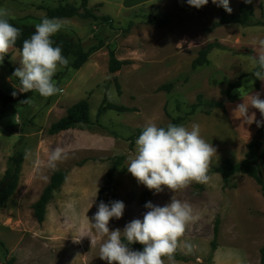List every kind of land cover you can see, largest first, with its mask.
<instances>
[{"label":"rangeland","instance_id":"obj_1","mask_svg":"<svg viewBox=\"0 0 264 264\" xmlns=\"http://www.w3.org/2000/svg\"><path fill=\"white\" fill-rule=\"evenodd\" d=\"M243 2L229 0L232 12L227 14L237 15ZM64 3L79 6L80 1L0 0V8L9 11V20L35 26L47 17L46 8ZM251 4L253 21L264 22V0H251ZM88 8L108 16L110 21L59 19L62 28L56 34L71 36L85 51L101 47L79 70L70 67L73 58H69L67 67L58 68L53 78L63 92L45 98L32 91L30 104L22 103L27 99L6 106L0 101V179L15 149L24 154L18 187L0 207V264L11 258L14 264H107L99 258L105 238L90 224L94 223L99 197L109 205L112 201L125 204L122 218L110 220V231H123L133 219L142 220L148 210L144 205L149 201L165 206L174 197L190 203L200 218L188 226L182 238V244L192 245V251L178 249L176 254L183 260H175L176 264H261L257 250L258 239H264L261 187L250 177L237 174L231 179V187L224 188L223 178L210 170L226 159L241 162L247 152L248 144L239 134L246 122L239 119L238 131L226 106L235 109L243 102L241 95L247 93L259 92L264 99V81L259 80L260 87L255 88L256 51L252 46L254 40L264 39V26L226 24L207 32L220 15V7L212 0L199 9L189 6L187 0H89ZM153 17L169 23L161 28L150 25L148 21ZM180 41H184L183 46L177 48ZM209 43L225 49L214 50L208 64L193 69L192 62ZM109 50L118 60L129 62L115 74L108 71ZM4 60L15 69L22 67L19 50L10 49ZM241 75H246L241 88L231 92L236 100L229 102L223 93ZM169 83L174 84L170 92L158 90ZM14 86L20 85L10 67L0 60V90L8 95L13 91L23 94ZM199 94L205 101L225 105L224 109H213L210 115L198 110L179 124L190 129L198 123L202 138L216 149L208 171L210 180L206 184L194 182L176 193L167 188L154 193L127 171L129 157L136 148L134 144L130 150L128 139L149 121L164 127L171 119L185 115ZM104 96L109 104L137 111L109 110L97 118ZM82 99L89 100L92 125L50 135V126ZM251 126L256 132L250 141L259 128ZM57 148L63 149V154L52 165L49 157ZM120 156L125 161L108 184L111 160ZM56 171L66 172V178L48 203L44 221L38 223L33 205ZM70 205L75 206L76 214ZM216 220L220 221V231L217 249L211 252ZM73 236H82L79 243L73 241Z\"/></svg>","mask_w":264,"mask_h":264},{"label":"clouds","instance_id":"obj_2","mask_svg":"<svg viewBox=\"0 0 264 264\" xmlns=\"http://www.w3.org/2000/svg\"><path fill=\"white\" fill-rule=\"evenodd\" d=\"M208 2L187 0L189 6L197 9ZM244 2L251 3V0ZM212 3L231 14L229 0H212ZM9 17V11L0 8V60H4L21 36V30L9 22ZM61 28L62 22L59 19L45 17L35 25L34 34L23 40L20 50L22 67L13 73L20 85L14 87L19 92L35 91L45 98L63 92L53 79L59 67L69 65V59L62 54L61 47L54 46L52 40ZM183 43L180 41L177 48H181ZM252 46L256 51L253 61L257 66L253 75L264 81V39L254 40ZM16 95L17 91H13L12 96ZM260 95L259 92L241 95L243 102L233 109L234 118H242L247 124L255 122L257 127L264 126V120L257 121L254 112L249 114V108H254L264 117V99ZM22 103L30 104L31 100L28 98ZM135 145V154L129 157L127 171L138 184L154 193H160L164 188L176 193L194 182L206 184L210 180L208 171L212 158L216 156V149L202 138L198 123H193L189 129L172 123L161 127L149 121L135 140ZM62 154L63 149L57 148L50 155L49 163L54 165ZM69 207L76 214L75 206ZM144 207L148 210L142 220L133 219L125 225L123 231H110V220L122 218L125 204L122 201H112L110 205L103 201L99 203L93 217L94 223L90 224L101 238H105L99 248L101 260L107 264H165V260L168 264H176L175 254L178 249L183 247L188 253L192 251V245L187 242L182 244L188 226L200 218L190 203L173 197L165 206L154 205L149 201ZM81 237L73 236V241L79 243ZM134 243L143 245V250H132L129 246Z\"/></svg>","mask_w":264,"mask_h":264},{"label":"trees","instance_id":"obj_3","mask_svg":"<svg viewBox=\"0 0 264 264\" xmlns=\"http://www.w3.org/2000/svg\"><path fill=\"white\" fill-rule=\"evenodd\" d=\"M79 6L73 5L70 3L60 4L54 8H46L48 18H72L79 17L83 20H90L93 22H108L110 18L108 16L97 15L94 10L88 8L89 0H79ZM254 18V8L251 3L243 2L239 7V12L237 15H228L227 12L220 7V15L217 21L207 29V32L219 28L226 24H237L245 27L252 26H264L262 21H253ZM14 26L18 27L21 30V36L18 38L16 45L13 49L21 50L22 42L24 39L30 38L35 32V26L33 25H19L12 20H9ZM150 25L156 27H164L169 23L167 19H158L153 17L148 21ZM132 23H130V26ZM54 46L58 45L62 49V54L66 58H73V62L70 64V67L74 70L81 69L88 61L93 52L99 50L101 47H92L88 51H85L81 43L69 35L66 34H55L52 37ZM217 49H225L222 45L218 43H209L204 49L200 50L196 59L192 62V68L196 69L202 67L209 63L208 56L211 52ZM253 54V52L251 51ZM109 61H108V71L111 74L119 72L123 66L128 65V61H120L116 58L115 52L109 50ZM10 67V72L13 75L16 70L13 68L7 60H1ZM257 70L255 67L253 73ZM246 75H241L239 79L232 84H229L227 89L224 91V96L229 102H234L236 100L235 95H231V92L235 89L241 88V80L245 78ZM15 78V77H14ZM16 79V78H15ZM54 79V78H53ZM17 80V79H16ZM18 82V80H17ZM116 88L118 94H121V89L118 81L116 80ZM19 84V82H18ZM259 79L255 78V88L259 89ZM174 88L173 83L161 85L158 90L170 92ZM32 92L17 94L15 97L8 95L0 90V101L3 106H6L13 102H18L24 99L30 98ZM225 105L221 102H210L205 101L204 96L199 94L196 97V103L190 106V111L183 116L171 119L172 124L179 125L182 123L186 117L192 116L196 111H200L205 115H210L213 109H224ZM177 109L180 111L181 107L178 106ZM112 110L115 112H135V108L127 107L124 105L118 104H109L107 103L106 96L102 100V104L97 111V118L102 116L105 112ZM92 125L90 119V105L88 99H82L79 102L71 105L66 110V115L61 118L59 121L53 123L48 129L50 135H56L64 131L75 129L77 127H89ZM165 127V126H164ZM143 129H138L136 134L131 136L128 141L130 142L129 148L133 149L135 140L141 134ZM112 167L107 174V182L110 184L113 180L114 173L123 165L125 161L124 156L115 157L112 160ZM24 162V154L21 150L15 149L14 153L9 159L8 167L0 179V207L4 206L7 201L14 195L20 180L21 166ZM210 173H217L223 178L224 188L231 187V179L237 174H242L253 179L256 184L261 187L262 196L264 197V126H260L257 130L255 137L248 143L247 152L244 159L241 162L234 163L231 159L224 160L220 166L210 170ZM66 178V172L56 171L52 175L49 184L44 189L40 198L33 205L34 215L38 223H42L45 219L46 208L48 203L52 200L53 195L56 191L59 190L62 183ZM234 187V186H233ZM103 201L102 197H99V203ZM220 221L216 220L213 232V241L211 243V252H215L217 249V240L219 237L220 231ZM0 245L3 246V243L0 241ZM132 250L142 251L143 245L139 243H134L129 246ZM261 264H264V243L260 249ZM175 260H183L175 254ZM15 259H9L5 264H14Z\"/></svg>","mask_w":264,"mask_h":264},{"label":"crops","instance_id":"obj_4","mask_svg":"<svg viewBox=\"0 0 264 264\" xmlns=\"http://www.w3.org/2000/svg\"><path fill=\"white\" fill-rule=\"evenodd\" d=\"M226 110H227V112L229 113L230 117L233 119V122H234V124H235V128L239 131V130H240V126H241V124H240L238 118H234V116H233V109L230 108L229 106H226ZM253 112L255 113V117H256V120H257V121H261V120H263V119H261V118H264V117L261 116V114H260V112H259L258 110L254 109V108H249V114H251V113H253ZM252 124L257 125L255 122H253ZM252 124H247V123H245V126L243 127L242 130H240V133H239V134H241L242 137H243V140H241V141L245 142L246 144H248V143L250 142V139L252 138L253 134L256 132V131H255L256 128H254L255 126H254L252 129H250V127H252V126H251ZM247 125H248V126H247ZM263 230H264V229H263ZM258 240H259V241H258ZM258 240H257V241H258L257 250L260 251V249H261L262 246H263L264 239H258ZM259 256H260V253H259ZM260 258H261V256H260ZM250 260H251V259H250ZM252 261H253V260H252ZM253 263H255V261H253Z\"/></svg>","mask_w":264,"mask_h":264},{"label":"water","instance_id":"obj_5","mask_svg":"<svg viewBox=\"0 0 264 264\" xmlns=\"http://www.w3.org/2000/svg\"><path fill=\"white\" fill-rule=\"evenodd\" d=\"M263 181H264V176H263Z\"/></svg>","mask_w":264,"mask_h":264}]
</instances>
